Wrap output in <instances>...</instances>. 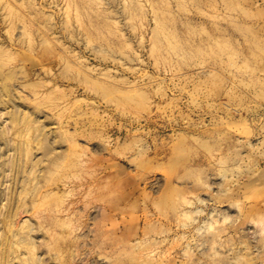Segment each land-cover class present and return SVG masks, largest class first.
Returning <instances> with one entry per match:
<instances>
[{
	"label": "rangeland",
	"instance_id": "374dc122",
	"mask_svg": "<svg viewBox=\"0 0 264 264\" xmlns=\"http://www.w3.org/2000/svg\"><path fill=\"white\" fill-rule=\"evenodd\" d=\"M0 264H264V0H0Z\"/></svg>",
	"mask_w": 264,
	"mask_h": 264
}]
</instances>
